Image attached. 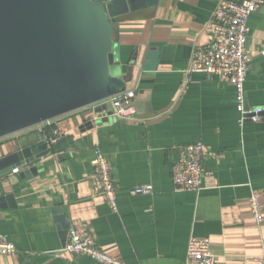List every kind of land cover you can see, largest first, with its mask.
<instances>
[{
	"label": "crops",
	"instance_id": "0c3cea01",
	"mask_svg": "<svg viewBox=\"0 0 264 264\" xmlns=\"http://www.w3.org/2000/svg\"><path fill=\"white\" fill-rule=\"evenodd\" d=\"M220 0H129L113 23L120 72L137 87L135 120H92V106L0 139V159L62 126L66 152L36 159L0 176V236L17 252L0 264H105L64 251L70 231L92 238L125 264H193L191 237L208 238L222 264H260L264 222L254 219L253 191L264 205V112L239 124L237 91L225 77L189 71L208 44ZM242 2L244 0H232ZM246 107L264 109V7L252 13ZM201 142L204 184L178 191L171 168L184 147ZM99 147L113 166L118 208L99 194L92 160ZM140 184L152 194L130 195ZM264 213V209H263Z\"/></svg>",
	"mask_w": 264,
	"mask_h": 264
},
{
	"label": "water",
	"instance_id": "95a60500",
	"mask_svg": "<svg viewBox=\"0 0 264 264\" xmlns=\"http://www.w3.org/2000/svg\"><path fill=\"white\" fill-rule=\"evenodd\" d=\"M129 0H0V139L106 100L126 88L113 23ZM42 138L0 159V176L51 151ZM1 200V199H0Z\"/></svg>",
	"mask_w": 264,
	"mask_h": 264
},
{
	"label": "built area",
	"instance_id": "2783aa9c",
	"mask_svg": "<svg viewBox=\"0 0 264 264\" xmlns=\"http://www.w3.org/2000/svg\"><path fill=\"white\" fill-rule=\"evenodd\" d=\"M264 7V0H220L212 15L209 30L213 39L206 45L196 47L189 71H201L210 75L227 78L237 91V108L240 113L239 124L246 121L258 122L264 109L246 107L245 82L252 60L249 49L250 25L252 13ZM137 87L124 88L112 97L93 105L96 110L92 120L114 117L119 120H135L138 117L136 106ZM43 138L49 145L63 137L62 126H57L51 134ZM205 147L194 142L184 147V155L175 161L171 168L172 181L178 191L199 190L204 184L203 156ZM95 179L99 184V194L104 196L110 207L118 208V184L114 177L113 166L104 152L97 147L92 160ZM20 168H14L18 173ZM152 184H140L130 189V195L152 194ZM250 206L254 219L264 222V205L260 194L253 191ZM64 251L71 254H86L105 264H125L119 259L102 251L92 238L82 236L77 230H71ZM17 248L6 236H0V255H12ZM187 257L193 264H222L211 250L208 238L191 237L188 243ZM264 264V257L259 259Z\"/></svg>",
	"mask_w": 264,
	"mask_h": 264
}]
</instances>
